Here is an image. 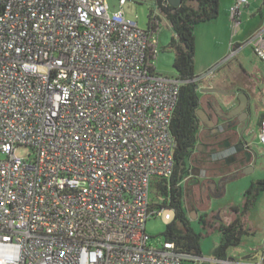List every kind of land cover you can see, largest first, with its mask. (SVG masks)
<instances>
[{
  "label": "built area",
  "instance_id": "1",
  "mask_svg": "<svg viewBox=\"0 0 264 264\" xmlns=\"http://www.w3.org/2000/svg\"><path fill=\"white\" fill-rule=\"evenodd\" d=\"M118 3L111 13L107 0H0V264L201 260L172 241L150 246L145 230L164 209L150 186L174 171L180 88L200 76L157 73L160 20L142 29ZM248 4L230 5L233 26ZM246 46L264 61V18L224 60ZM215 261L264 264V242L255 260Z\"/></svg>",
  "mask_w": 264,
  "mask_h": 264
},
{
  "label": "rangeland",
  "instance_id": "2",
  "mask_svg": "<svg viewBox=\"0 0 264 264\" xmlns=\"http://www.w3.org/2000/svg\"><path fill=\"white\" fill-rule=\"evenodd\" d=\"M233 1L220 0L217 17L194 26V71L200 76L196 84L198 87L221 90L245 84L252 97L253 121L242 135V139L248 144L244 159H227L223 154L229 151L224 149L221 142L206 149V130L203 129L198 133L196 146L187 160L189 174L184 183L183 202L191 227L202 234L199 245L201 260L197 264H221L215 261L213 254L221 237L217 227L219 223L227 224L234 219L232 208H237L239 214L244 212L241 217L246 232L238 245L227 249V257L239 262L255 260L260 255L264 242V190L258 192L244 211V192L251 183L264 179V146L258 142L259 124L264 115V61L254 55L250 46L244 47L229 60H224L229 52V43L244 41L261 23L264 4L263 0H248L249 5L243 8L240 23L233 26L229 11ZM107 7L111 13L120 10L118 0H107ZM122 11L124 15L135 16L137 25L142 29L148 26L151 11L157 13L152 0H126ZM173 36L174 31L169 22L160 16L156 34L158 53L154 60L159 74H176L172 67L174 52L167 48ZM197 91L203 99L205 96L201 95L199 89ZM215 97L223 98L220 94H215ZM200 108L203 109V106L200 105ZM30 153L31 149L26 145L15 149V154L23 159L28 160ZM193 176L197 177V182L191 183L189 181ZM216 182L217 190L213 191ZM149 197L156 206L166 205V198L158 190L155 181L150 186ZM200 216L204 220L202 224L198 222ZM172 219L173 210L166 206L161 216H151L146 221L145 230L149 235L150 246H160L165 239V226Z\"/></svg>",
  "mask_w": 264,
  "mask_h": 264
},
{
  "label": "trees",
  "instance_id": "3",
  "mask_svg": "<svg viewBox=\"0 0 264 264\" xmlns=\"http://www.w3.org/2000/svg\"><path fill=\"white\" fill-rule=\"evenodd\" d=\"M157 13L152 15L160 20L164 17L174 31L167 48L174 52L172 67L181 79H190L196 76L194 71V26L200 22L208 21L217 17L220 0H182L178 6L170 5L167 0H152ZM264 2V0H263ZM196 82L185 83L181 86L177 103L171 118V132L174 137V171L168 182L156 184L158 190L165 196L166 205L173 210V219L168 222L163 231L164 240L172 241L177 249L200 254V239L202 234L193 230L187 212L184 208V178L189 174L187 160L192 149L196 146L201 121L196 115L200 106V96L195 88ZM224 178V177H223ZM264 190V179L251 183L244 192V211L258 192ZM235 213L234 219L227 223H219L217 230L220 233V241L214 247L213 254L216 259L227 257V249L238 245L242 235L246 232L242 222V214L237 208H232ZM198 222H204L203 217ZM191 262H186L190 264ZM192 264V263H191Z\"/></svg>",
  "mask_w": 264,
  "mask_h": 264
},
{
  "label": "flooded vegetation",
  "instance_id": "4",
  "mask_svg": "<svg viewBox=\"0 0 264 264\" xmlns=\"http://www.w3.org/2000/svg\"><path fill=\"white\" fill-rule=\"evenodd\" d=\"M202 89L205 88L199 86L201 95L205 96L203 99L200 97V105L203 106L207 120L212 123L211 126H208L200 120L203 128H200L199 132L203 129L206 130L205 148H213L221 142L224 149L229 151L223 154L227 159L232 161L244 159V152L248 148V144L242 139V135L250 128L253 121L251 93L245 84H238L234 89H224V91L233 92L228 94L206 92ZM215 94H220L223 98L217 99ZM196 178L193 176L189 182H197ZM215 184V186L212 184L213 191L217 190V182Z\"/></svg>",
  "mask_w": 264,
  "mask_h": 264
},
{
  "label": "water",
  "instance_id": "5",
  "mask_svg": "<svg viewBox=\"0 0 264 264\" xmlns=\"http://www.w3.org/2000/svg\"><path fill=\"white\" fill-rule=\"evenodd\" d=\"M181 1L182 0H167V2L172 5V6H178L181 4ZM195 88L196 90L199 89L198 85L196 84L195 85ZM203 91H208V92H218V93H222V94H228V93H233L232 91L231 92H227V91H224V90H221V89H217V88H212V87H209V88H205V89H202ZM196 115L198 116V118L204 122L205 124H207L208 126H211L212 123L211 121L207 120V115L205 113V111L201 108H198L196 110ZM195 175L197 174L196 172H193Z\"/></svg>",
  "mask_w": 264,
  "mask_h": 264
},
{
  "label": "crops",
  "instance_id": "6",
  "mask_svg": "<svg viewBox=\"0 0 264 264\" xmlns=\"http://www.w3.org/2000/svg\"><path fill=\"white\" fill-rule=\"evenodd\" d=\"M233 2H234V1H233ZM233 2H232V3H233ZM232 3H231V4H232ZM231 4H230V5H231ZM248 5H249V4H248ZM248 5H247V6H248ZM261 22H262V21H261ZM199 108H200V106H199ZM201 109H202V108H201ZM244 168H246V167H244Z\"/></svg>",
  "mask_w": 264,
  "mask_h": 264
}]
</instances>
